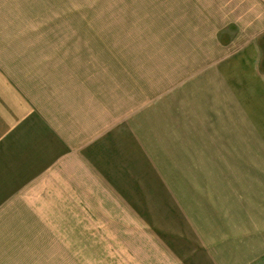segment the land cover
<instances>
[{
  "label": "rangeland",
  "instance_id": "1",
  "mask_svg": "<svg viewBox=\"0 0 264 264\" xmlns=\"http://www.w3.org/2000/svg\"><path fill=\"white\" fill-rule=\"evenodd\" d=\"M226 1L0 0V24L48 27L85 63L125 75L130 89L116 100L128 101L132 133L146 140L113 190L44 178L28 206L34 252L20 262L264 264V141L249 139L259 126L243 118L250 101L232 74L203 83L227 65L216 49Z\"/></svg>",
  "mask_w": 264,
  "mask_h": 264
},
{
  "label": "crops",
  "instance_id": "2",
  "mask_svg": "<svg viewBox=\"0 0 264 264\" xmlns=\"http://www.w3.org/2000/svg\"><path fill=\"white\" fill-rule=\"evenodd\" d=\"M218 12L216 49L221 61L225 48L227 65L203 83L232 74L250 101L243 118L259 126L250 122L249 139L264 141V0H228ZM46 28L0 24V264H28L19 254L34 252L28 206L39 201L34 190L46 187L44 178H57L61 189L113 190L129 179L132 149H146L141 129L132 133L130 104L116 100V89H130L125 75L85 63Z\"/></svg>",
  "mask_w": 264,
  "mask_h": 264
}]
</instances>
